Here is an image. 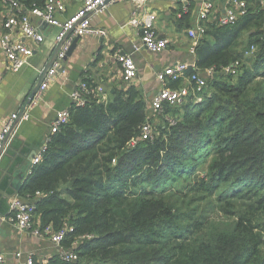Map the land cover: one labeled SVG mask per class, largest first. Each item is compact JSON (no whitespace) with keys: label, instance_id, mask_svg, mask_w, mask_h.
Instances as JSON below:
<instances>
[{"label":"trees","instance_id":"1","mask_svg":"<svg viewBox=\"0 0 264 264\" xmlns=\"http://www.w3.org/2000/svg\"><path fill=\"white\" fill-rule=\"evenodd\" d=\"M17 1L26 10L45 3ZM205 26L195 67L215 75L198 96L164 105L153 125L134 86L85 95L52 133L19 194L34 199L36 225L67 227L61 245L77 259L56 252L33 264H264V8ZM235 61V74L222 71ZM182 179H193L185 187L204 207L241 201L235 220L211 221L193 201L180 208Z\"/></svg>","mask_w":264,"mask_h":264},{"label":"crops","instance_id":"2","mask_svg":"<svg viewBox=\"0 0 264 264\" xmlns=\"http://www.w3.org/2000/svg\"><path fill=\"white\" fill-rule=\"evenodd\" d=\"M62 1L65 10L57 14L60 20L71 15L80 5V0ZM203 1L206 0H152L137 10L140 13H153L156 34L169 41L167 48L158 53L143 47L138 48L141 30L125 25L133 10L130 3L110 4L106 9L92 15V29L101 30L104 35L92 33L80 37L72 53L58 64V67L67 70V74L58 75L49 84L42 93L41 100L29 111L28 119L16 121L8 149L0 159V193L5 192V196H2V193L0 196V249L5 255L4 264H25L28 256L43 260L56 253V246L48 237L34 236L31 231H19L6 219L11 215L10 200L13 197L35 204L34 199L20 196L19 190L35 165L32 163L33 157L51 138V126L56 113L70 111L74 106L71 93L78 89L81 83H86L89 87H101L103 96L107 99L115 88L134 86L150 110L152 99L162 88L178 89L184 95L188 94L192 85L187 79L188 76L181 77L175 87L172 86L174 80L166 77L160 81L157 76L164 68L177 62L195 63L194 55L190 52L193 41L187 36V31L196 29L198 25L205 26L206 23L216 24L215 20L205 22L199 18ZM208 1L213 4L215 15L223 14L228 6V0ZM257 3H261L264 8V0H249L248 6ZM184 5L188 7L187 13H182ZM8 13L9 9L0 5V38L8 31L3 27L4 17ZM30 20L38 26L44 36L39 44L21 38L17 28L9 30L12 37L20 38L32 48L33 53L28 64L18 72H11L6 69V58L0 50V124L28 101L41 76L40 71L50 63L55 52L56 29L36 17H30ZM117 53L129 54L135 62L137 75L130 82L123 80L122 67L116 59ZM37 222L36 218L33 219L35 226ZM17 253H20L19 257Z\"/></svg>","mask_w":264,"mask_h":264},{"label":"built area","instance_id":"3","mask_svg":"<svg viewBox=\"0 0 264 264\" xmlns=\"http://www.w3.org/2000/svg\"><path fill=\"white\" fill-rule=\"evenodd\" d=\"M152 0H80V5L71 15L63 20L57 16L65 10V5L62 0H45L42 7H35L29 10L23 9L17 0H3L2 5L9 9L4 17L3 27L8 30L0 38V50L6 58V69L11 72H18L23 66L28 64L29 57L32 56V48L24 44L20 38H14L9 33L13 28L19 29L21 38H26L39 44L43 41L44 36L38 26L32 24L30 17H36L42 23H45L56 29L54 37V47L56 56L52 65L47 69L43 75V80L34 93L33 97L28 100L21 109L11 113L0 124V159L7 151L16 121L20 119H28L29 111L33 109L42 98V93L48 88L49 84L53 82L58 75H66L67 70L64 67H58L60 61L66 57V53L72 44L75 37H85L92 33L104 35V32L98 29H92L91 18L92 15L106 9L110 4L128 2L132 5L133 10L131 16L127 19L125 25L138 27L141 30L140 47L146 48L150 52L158 53L167 48L169 41L166 38H160L154 29L155 16L151 12H137L138 9L148 4ZM249 0H228V6L224 9L223 14L215 15L213 12V4L208 0L202 2L199 11V18L202 21L215 20L218 25L232 24L238 19L239 16L246 13L248 9ZM188 7H182V13H187ZM212 17V18H211ZM205 26L198 25L196 29H189L187 36L193 41L190 52L194 53V47L197 40L204 35ZM251 50H254L252 47ZM116 59L122 67L123 80L126 82L132 81L137 75V68L131 55L129 54H116ZM238 61L223 68V72L235 74ZM193 67V72L187 79L194 83L200 89L206 85L209 78L215 75L213 67L205 68L203 70L195 67V63L187 64L185 62H177L176 64L164 68L159 74L158 79L163 81L166 77L170 80H178L184 76L185 70ZM44 70V69H43ZM42 71L40 73L42 74ZM100 96L103 99V90L99 86L89 87L86 83H81L78 89L71 93L74 106H83L85 104V95ZM185 95L178 89L162 88L155 95L151 101V109L154 113H160L164 105H180L183 103ZM69 111H58L56 118L52 123L51 131L57 132L60 127L68 121ZM150 125L148 123L142 126V138H146L150 134ZM135 142L131 141L130 145ZM46 146L36 153L32 159V163L39 162L42 153L45 151ZM11 215L6 219L13 223L19 231L32 232L37 237H48L50 241L56 246V252L66 261H74L77 259L76 253L71 249H64L61 241L67 231V227L59 231H53L51 225L44 227L35 226L33 223V215L35 211V204L24 201L19 197H13L10 200ZM87 237V236H86ZM20 256V253H17ZM5 263V255L0 249V264ZM25 264H33L32 257L28 256L25 259Z\"/></svg>","mask_w":264,"mask_h":264},{"label":"rangeland","instance_id":"4","mask_svg":"<svg viewBox=\"0 0 264 264\" xmlns=\"http://www.w3.org/2000/svg\"><path fill=\"white\" fill-rule=\"evenodd\" d=\"M260 5H261V3H260ZM197 91H198L197 87H195L193 85H191V87H189V94L192 93L193 98L198 96ZM187 95L188 94H186L185 96H187ZM186 98L187 97H185V100H186ZM148 115H149V117L152 118L153 125L159 123V121H160L159 116L156 113H153L152 109L150 110V108L148 110ZM201 167H204V166L200 165L198 169L200 170ZM201 176H202V174L199 172L197 174V178H199ZM191 182H193V179H182L176 184V186L181 188V192H177L174 195L173 201H178L180 208L186 209V205L182 204L183 200L187 201V202L193 201L190 204V205H192L190 207H193L194 205L199 206L200 207L199 211L205 210L207 215L210 217L211 221L226 224V223H232L235 220L236 212L241 209L240 206H236V205H240L242 203L241 201H237V202H235V204L233 203V204H230V205L228 204V205L224 206V204L218 203L216 198H213L212 201L210 202V204L207 206L205 205V207H204L203 201L200 202V200H196L199 194H197L194 191H188L187 186L185 187V185H187L188 183H191ZM174 189H176V188H174ZM166 193H167V191H166ZM193 198H194V200H193Z\"/></svg>","mask_w":264,"mask_h":264},{"label":"water","instance_id":"5","mask_svg":"<svg viewBox=\"0 0 264 264\" xmlns=\"http://www.w3.org/2000/svg\"><path fill=\"white\" fill-rule=\"evenodd\" d=\"M79 39H80V36H77V37L74 38L72 44L70 45V47H69V49H68V51L66 53V57L69 56L72 53V51L76 47V43L78 42ZM55 56H56V50H55V52L53 54V57H52L50 63L44 68L41 76L38 79V82H37L36 86L33 88L32 92H31L28 100H30L33 97L34 93L38 90V88H39V86H40V84H41V82L43 80V75L45 74V72L47 71V69L52 65V62H53ZM1 193H2V196H5V192L4 191H1ZM1 193H0V196H1Z\"/></svg>","mask_w":264,"mask_h":264}]
</instances>
